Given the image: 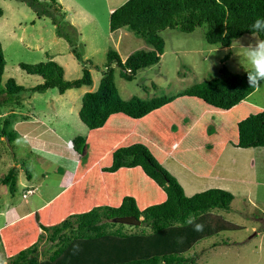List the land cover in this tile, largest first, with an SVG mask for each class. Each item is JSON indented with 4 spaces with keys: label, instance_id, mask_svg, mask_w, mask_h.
Segmentation results:
<instances>
[{
    "label": "trees",
    "instance_id": "1",
    "mask_svg": "<svg viewBox=\"0 0 264 264\" xmlns=\"http://www.w3.org/2000/svg\"><path fill=\"white\" fill-rule=\"evenodd\" d=\"M28 4L37 16H48L57 36L64 38L70 51L82 66L79 78H64V67L55 60L36 63L20 62L19 67L30 75H38L42 82L25 88L8 78L1 86L6 61L0 42V107L19 103L27 92H44L56 88L63 94L66 90L90 86L93 83L88 64L78 50L80 32L71 21L66 20L58 0H21ZM68 18V17H67ZM264 19V0H126L109 13V30L114 32L126 28L142 38L147 48L132 51L123 60L118 52L108 49L106 62L101 70L98 86L81 96L78 117L89 129L102 126L112 113L122 112L132 118H140L178 96H195L206 103L228 110L255 91L248 82V74L231 72L222 58L220 75L191 85L174 95L153 96L143 99L138 96L123 98L114 80L115 64L120 76L127 81L135 78L138 70L157 64L164 52L165 42L160 31L177 29L190 33L205 24L204 38L209 44L229 47L233 39L252 34V25ZM264 39V31L259 32ZM251 70V69H248ZM261 83L264 84V81ZM1 114V111H0ZM10 116L0 115V138L7 142L16 139L11 127ZM238 140L241 148L264 147V110L251 113L237 122ZM72 148L82 155L86 139L76 136ZM140 166L166 193L163 202L139 209L135 199L126 195L119 206H94L90 210L72 213L58 223H38L37 239L29 246L7 257L5 264H198L190 254L196 244L221 232L236 229L224 219L217 221L210 210L228 211L233 194L221 188H210L187 196L176 178L166 170L142 143L120 146L112 152V162L102 167L103 171L114 172L120 167ZM17 168L10 167L1 176L0 182L7 186L11 195L17 188ZM31 175L26 173V178ZM25 190V194H32ZM25 196V197H26ZM142 217L140 224L149 232L129 233L122 226L110 228L114 217ZM191 219L192 223H188ZM218 219V218H217ZM121 224V223H120ZM119 224V225H120ZM203 224L202 231L195 225ZM50 251L41 259L40 245ZM45 249V250H46Z\"/></svg>",
    "mask_w": 264,
    "mask_h": 264
},
{
    "label": "rangeland",
    "instance_id": "2",
    "mask_svg": "<svg viewBox=\"0 0 264 264\" xmlns=\"http://www.w3.org/2000/svg\"><path fill=\"white\" fill-rule=\"evenodd\" d=\"M39 1L44 2L46 6L47 0ZM121 1L117 0V2ZM59 2L66 20L71 21L81 33L76 44L82 57L91 61L88 67L92 75V84L96 87L106 62L108 49L116 50L123 59L134 50L147 48L142 38L126 28H120L118 32H110L109 5H107L109 3L106 0H59ZM78 9L82 10L83 14L76 15ZM205 31V24L190 33L177 29L160 31L165 42L160 61L138 70L131 81L122 78L119 67L114 64V80L120 95L125 99L131 96L148 99L153 96L174 95L195 83L219 76L221 60L226 55L228 58L224 64L231 72L243 73L250 69V65L242 59L246 70L244 69L240 57L235 55L231 46L209 44L204 38ZM54 33L55 28L51 18L45 15L37 16L24 1L0 0V42L6 61L1 80L2 87L8 78H13L17 84L25 88L33 87L43 81L40 76L23 71L19 67L20 62L55 60L64 66L65 79L72 80L82 75V66L70 51L68 42L62 37L58 39ZM251 37L252 34H244L237 39H241V42L247 46ZM238 51L242 50L238 49ZM90 88L91 85L72 88L69 90L73 92L63 95L56 88L24 94V98L19 103L22 100V103H26L24 110L30 108V104H34V115L28 116L37 118V122H43L44 125L36 123L23 126L26 129L32 126L39 127L37 132L41 130L42 133L35 141H38L42 147L33 149L28 146L30 138H23L21 130L12 142L0 138V179L10 168V164L18 165L17 188L13 195L6 185L0 182V207L5 201L10 203V206L15 204V210H22L21 213H24L34 206H39L58 190L60 184L64 182L60 169L65 168L66 164L59 161L58 156L46 151L65 157L63 161L67 157L70 158L72 160L70 163H74V166L83 159L77 162L78 155L73 150L71 141L76 136L85 137L84 131L87 127L81 122L75 109L77 106L80 107L82 94ZM58 100L67 103L64 105L65 109L62 108L65 112L51 123L53 114L50 112H53L52 108H57L53 103H57ZM246 101L251 107H245L247 109L245 117L264 110V84L261 83ZM43 102L51 103L50 107H46ZM11 104L13 103H9L8 106ZM69 104L72 106L70 113L67 111ZM1 107V112L8 110L7 106L4 109ZM19 112L22 113V110ZM57 112L59 113L60 110L58 109ZM20 118L22 117L18 116V121H26ZM10 121L13 127V122L17 119L12 118ZM44 126L46 129L43 131ZM236 137L237 127H233V138ZM90 157L92 155L88 154L86 158L90 159ZM223 158L226 162L224 170H227L228 177L232 181H219L218 184L224 186L221 189H227L233 194V200L228 211L212 209L209 214L216 217L217 221L220 219L228 221L235 225L236 229L203 239L195 245L190 254L198 264H264V147L241 148L229 143ZM26 173L31 175L29 180L26 178ZM43 173L46 174L44 177ZM180 180L182 181L181 176ZM218 184L216 181L211 182L210 187H220ZM27 187L32 188L30 191L33 190V194H27L24 198L23 194L26 193ZM187 192L190 194L189 191ZM2 219L0 217L1 222ZM119 224L109 227L122 226L123 230L129 233L142 230L149 232V228L142 224ZM43 245V243L42 246L40 245L43 250L39 255L41 259L46 258L50 253L44 248L47 245ZM0 252L2 253V255L0 253V264H5L7 259H3L1 248Z\"/></svg>",
    "mask_w": 264,
    "mask_h": 264
},
{
    "label": "crops",
    "instance_id": "3",
    "mask_svg": "<svg viewBox=\"0 0 264 264\" xmlns=\"http://www.w3.org/2000/svg\"><path fill=\"white\" fill-rule=\"evenodd\" d=\"M106 1L109 3L107 5H109L110 13L126 0ZM79 14H83L80 9L76 11V15ZM118 31L120 30L114 32ZM57 38L59 39V36ZM95 88L96 86L92 84L89 91ZM71 92L73 91L68 89L63 94ZM22 102L23 100L21 103H13L9 106L2 105L3 109L7 106L8 110L1 112L0 115L2 117L8 115L10 119L16 118L17 121L13 122L16 135L19 130L23 131V138H30L28 146L40 149L41 144L35 140L42 131L37 132L39 127L32 126L26 129L23 125L44 124L38 123L37 118L28 116L34 115V104H30V108L24 110L26 103ZM43 103L46 107H50L51 103ZM53 104L57 108H52L53 112H50L53 114L51 123L65 112L62 108L65 109L64 105L67 103L58 100ZM246 106L251 107L249 102L243 100L232 108L223 110L195 96H178L140 118H132L122 112H116L110 114L102 126L94 129L87 127L84 131L85 148L82 155L77 154V162L83 159L75 166L74 163H70L72 162L70 158L67 157L63 161L65 157L46 151L58 156V160L66 164L65 168L60 169L64 182L43 203L24 213H21L22 210H15V204L10 206V203L3 201L4 205L0 207V217L3 218L2 222L0 221V248L4 254L3 259H7L37 239L40 231L38 223L52 225L69 214L87 211L94 206L116 207L121 204L126 195L135 199L139 209L163 202L166 199L165 191L147 176L140 166L120 167L114 172L102 170V167L111 164L112 152L120 146L133 143L144 144L158 162L176 178L188 196L210 189L211 182L216 181L218 184L219 181H232L228 177L227 170H224L226 162L223 157L229 143L235 145L237 143L238 130L237 137L234 139L233 127H237V122L245 117ZM68 107L67 111L70 113L71 104ZM79 108L77 106L75 109L77 115ZM19 110H22V113ZM18 116L26 121H18ZM45 129L44 126L43 131ZM88 154L92 155L90 159L86 158ZM11 166L10 164L9 167ZM14 167L17 168L18 165ZM45 175L43 173L42 176ZM219 186L212 188L224 187Z\"/></svg>",
    "mask_w": 264,
    "mask_h": 264
},
{
    "label": "clouds",
    "instance_id": "4",
    "mask_svg": "<svg viewBox=\"0 0 264 264\" xmlns=\"http://www.w3.org/2000/svg\"><path fill=\"white\" fill-rule=\"evenodd\" d=\"M261 31H264V19H257L252 25V37L247 46L241 42V39H233L231 44L235 55L240 57V63L244 69L242 59L250 65L251 70H245L248 74L249 85L254 89L259 88L261 82L264 81V39L259 38ZM238 49L242 51H238ZM188 223H192V220L189 219ZM203 227V224H196L195 230L202 231Z\"/></svg>",
    "mask_w": 264,
    "mask_h": 264
},
{
    "label": "water",
    "instance_id": "5",
    "mask_svg": "<svg viewBox=\"0 0 264 264\" xmlns=\"http://www.w3.org/2000/svg\"><path fill=\"white\" fill-rule=\"evenodd\" d=\"M112 222L122 223L127 225H139L141 220L135 216H118L112 219Z\"/></svg>",
    "mask_w": 264,
    "mask_h": 264
},
{
    "label": "built area",
    "instance_id": "6",
    "mask_svg": "<svg viewBox=\"0 0 264 264\" xmlns=\"http://www.w3.org/2000/svg\"><path fill=\"white\" fill-rule=\"evenodd\" d=\"M29 192H31V191H28V193H29ZM25 196H26V194H23V197H25Z\"/></svg>",
    "mask_w": 264,
    "mask_h": 264
}]
</instances>
